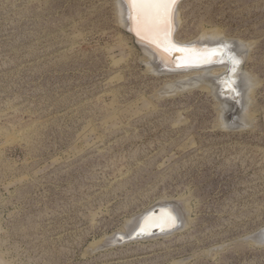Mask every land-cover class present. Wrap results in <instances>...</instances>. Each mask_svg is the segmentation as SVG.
<instances>
[{
    "label": "rangeland",
    "instance_id": "374dc122",
    "mask_svg": "<svg viewBox=\"0 0 264 264\" xmlns=\"http://www.w3.org/2000/svg\"><path fill=\"white\" fill-rule=\"evenodd\" d=\"M119 11L0 0V264H264V0L180 5V41L252 44L243 112L153 73ZM166 203L183 228L103 246Z\"/></svg>",
    "mask_w": 264,
    "mask_h": 264
},
{
    "label": "bare ground",
    "instance_id": "6f19581e",
    "mask_svg": "<svg viewBox=\"0 0 264 264\" xmlns=\"http://www.w3.org/2000/svg\"><path fill=\"white\" fill-rule=\"evenodd\" d=\"M116 1L119 6V12L121 14L122 21L125 23V25H127L126 17L129 12L130 14L134 13V19L137 16V21L135 26H133V30H135L137 35L142 36L146 40L152 41L157 45V47L146 43L143 45V50L146 54V57L149 63L152 65L151 67H153V69H149L154 71L153 73H158L160 67L164 66L171 69L175 67L176 64H185V62L188 63V61L193 62V64L201 63L204 60L209 59L212 54L211 51L208 50L209 46L220 45L223 44V42H228L230 45V48H228V54L232 59V66L229 63L214 64L212 66L203 68H193L191 70L184 69L176 73L171 72V74L180 75L183 80L189 78L193 80V82H198L203 79L206 80L210 77L212 82H214L210 91H213L214 95L220 99V103L222 104L221 108L223 111L226 110L228 104L232 103L233 99L238 101L237 104L239 107H241V112H243L244 108L249 105L251 96L257 86V79L251 73H241V67L245 56L247 53H249L252 47V44L242 41L228 40L215 29L210 30L209 33L207 32V34H204L205 36L198 40H192L188 42L180 41L178 39V32L181 27L180 5L186 0L178 2L176 7L175 5L172 6L167 17V22H165L161 16L163 10L155 6L156 0ZM130 22L131 21L129 20V26L132 29V23ZM169 42H171L175 47L180 46L181 49L187 50L185 54H183V58L178 62L174 61L172 56L167 54L165 51ZM205 45H207L206 48L203 47ZM217 59L218 57L213 56L211 61H216ZM223 60L226 59L224 58ZM191 80H189V84L191 83ZM203 82L206 83V81ZM196 84L199 86L201 83ZM196 84L194 83V85ZM209 86L211 88V85ZM233 89L236 90L235 93L239 95L238 97H235L236 94L233 92ZM229 108H227V111ZM239 112L238 114H242ZM234 122L231 123L233 127L235 126ZM241 122L246 123V117H241ZM165 213L168 216L173 215L171 209H168V211H165ZM165 213H162L160 219H157V221L161 224H168V219L166 218ZM172 221L175 222V219H172Z\"/></svg>",
    "mask_w": 264,
    "mask_h": 264
},
{
    "label": "water",
    "instance_id": "95a60500",
    "mask_svg": "<svg viewBox=\"0 0 264 264\" xmlns=\"http://www.w3.org/2000/svg\"><path fill=\"white\" fill-rule=\"evenodd\" d=\"M180 1H184V0H175V4H174L175 7H176V4ZM134 15H135L134 13L130 14L129 12V14L126 17L127 25L125 26L123 24V27L126 30V32L129 33L133 37L135 43L142 49L145 43L151 44L157 47L155 43H153L152 41L146 40L142 36L137 35L135 30H133V26H135L136 21H137V16L134 19ZM129 20L131 21L130 23H132V29L129 26ZM206 46L207 45L203 47L206 48ZM208 48H209L208 50L211 51L212 53L209 59L204 60L201 63H195V64H193V62H190V61H188V63L185 62V64L179 63V64H176L175 67L171 69L165 66L160 67L158 73L171 74V72L176 73L184 69L191 70L193 68H203V67L212 66L214 64H223V63H229L232 66V63H231L232 59L228 54V50H229L228 48H230V45L228 44V42H223V44H220V45H212V46H209ZM165 51L167 52V54L172 56V59L174 61L178 62L180 59L183 58V54H185L187 50L181 49L180 46L175 47L173 46L171 42H169ZM213 56L218 57V59L216 61H211V58ZM224 58L226 60H223ZM229 74H230V71H229ZM235 91L236 90L233 89L234 93ZM235 94H236L235 97L239 96L237 93ZM232 103L238 106L237 104L238 101L236 99H233ZM232 119L233 118H231V120ZM228 129H230L231 131H235V130H240L244 128H240L238 126L233 127L231 125L230 127H228ZM168 209L172 210L173 215L168 216L165 213V211H168ZM162 213L166 214L165 216L168 219V224H161L157 221V219H160V217L162 216ZM172 219H175V222H173ZM183 227H184V218L182 216V212L180 211V209H178V207L175 204L166 203V205H157V206H154L151 210L141 214L135 220L134 224L130 227V229L126 233H123V234L117 233L110 239L105 240L103 243V246L110 247V246L130 243V242L137 241V240L156 238L160 236H167V235L173 234L174 232H176L177 230ZM252 238L258 244L264 245V228L261 231H259V233L254 235Z\"/></svg>",
    "mask_w": 264,
    "mask_h": 264
},
{
    "label": "snow or ice",
    "instance_id": "6c2138e0",
    "mask_svg": "<svg viewBox=\"0 0 264 264\" xmlns=\"http://www.w3.org/2000/svg\"><path fill=\"white\" fill-rule=\"evenodd\" d=\"M175 0H156V7L162 9L161 16L163 17L164 21L167 22V17L169 15V11L174 6Z\"/></svg>",
    "mask_w": 264,
    "mask_h": 264
}]
</instances>
